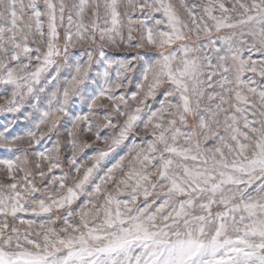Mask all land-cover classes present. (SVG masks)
<instances>
[{
  "label": "snow or ice",
  "instance_id": "6c2138e0",
  "mask_svg": "<svg viewBox=\"0 0 264 264\" xmlns=\"http://www.w3.org/2000/svg\"><path fill=\"white\" fill-rule=\"evenodd\" d=\"M0 264H264V0H0Z\"/></svg>",
  "mask_w": 264,
  "mask_h": 264
},
{
  "label": "rangeland",
  "instance_id": "374dc122",
  "mask_svg": "<svg viewBox=\"0 0 264 264\" xmlns=\"http://www.w3.org/2000/svg\"><path fill=\"white\" fill-rule=\"evenodd\" d=\"M0 103H2V101H0ZM0 119H2V117H0Z\"/></svg>",
  "mask_w": 264,
  "mask_h": 264
}]
</instances>
